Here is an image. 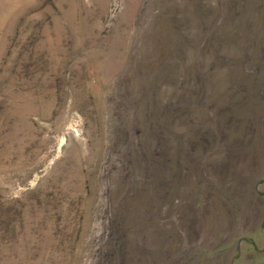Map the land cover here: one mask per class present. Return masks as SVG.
<instances>
[{"label":"rangeland","instance_id":"374dc122","mask_svg":"<svg viewBox=\"0 0 264 264\" xmlns=\"http://www.w3.org/2000/svg\"><path fill=\"white\" fill-rule=\"evenodd\" d=\"M0 264H264V0H0Z\"/></svg>","mask_w":264,"mask_h":264}]
</instances>
